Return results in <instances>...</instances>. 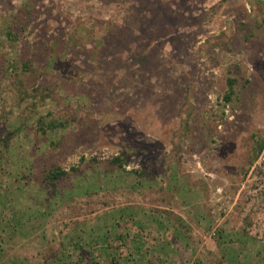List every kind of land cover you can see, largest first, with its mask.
Returning <instances> with one entry per match:
<instances>
[{"label":"rangeland","instance_id":"rangeland-1","mask_svg":"<svg viewBox=\"0 0 264 264\" xmlns=\"http://www.w3.org/2000/svg\"><path fill=\"white\" fill-rule=\"evenodd\" d=\"M0 264H264V1L0 0Z\"/></svg>","mask_w":264,"mask_h":264},{"label":"trees","instance_id":"trees-1","mask_svg":"<svg viewBox=\"0 0 264 264\" xmlns=\"http://www.w3.org/2000/svg\"><path fill=\"white\" fill-rule=\"evenodd\" d=\"M11 35H12V34H11L10 30H7V36H8V37H11ZM261 146H262V143L259 145V147H258V149H257V152L260 151ZM64 174H65L64 171H55V172H52V173H51L50 178H52V179H56V178H58L59 176H62V175H64Z\"/></svg>","mask_w":264,"mask_h":264},{"label":"water","instance_id":"water-1","mask_svg":"<svg viewBox=\"0 0 264 264\" xmlns=\"http://www.w3.org/2000/svg\"><path fill=\"white\" fill-rule=\"evenodd\" d=\"M264 1V0H263Z\"/></svg>","mask_w":264,"mask_h":264}]
</instances>
